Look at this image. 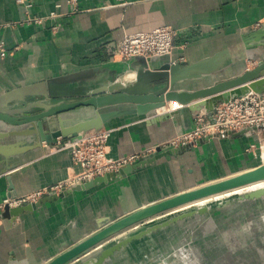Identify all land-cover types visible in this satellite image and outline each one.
<instances>
[{"label": "crops", "instance_id": "1", "mask_svg": "<svg viewBox=\"0 0 264 264\" xmlns=\"http://www.w3.org/2000/svg\"><path fill=\"white\" fill-rule=\"evenodd\" d=\"M29 1L32 7L26 9L17 0H0V46L5 50L0 56V98L81 71L102 68L107 70L103 76L109 77L127 70L129 63L115 57L124 37L163 27L176 31L175 49L171 57L154 59L155 68L167 62L194 64L229 49L236 74L255 68L264 54V0H77L80 11L74 14L69 0ZM53 12L58 17L49 18ZM35 18L45 20L39 25L31 21ZM134 79L135 74L125 78ZM52 88L65 94L83 90L77 85ZM174 111L175 115L155 122L129 116L103 128L110 132L106 144L112 160L159 146L169 153L166 157L21 217L10 220L0 215V264H49L137 210L255 167L256 146L264 130L163 147L195 123L193 112L176 103L173 110L165 108L157 116ZM64 144H43L13 159L11 167L0 156V203L9 198L11 183L13 193L22 197L72 178L79 168ZM164 235L169 234L161 232L155 241L134 245L118 256L116 264L140 263L155 252L154 243Z\"/></svg>", "mask_w": 264, "mask_h": 264}, {"label": "water", "instance_id": "2", "mask_svg": "<svg viewBox=\"0 0 264 264\" xmlns=\"http://www.w3.org/2000/svg\"><path fill=\"white\" fill-rule=\"evenodd\" d=\"M262 47L264 48V45ZM153 60L136 57L128 61L127 70L120 73L115 71L109 77L103 76L107 70L99 68L53 78L40 86L6 94L0 98V156L9 166L13 159L39 149L43 144L53 146L59 143L64 144L68 140L77 142L98 134L107 123L114 119L138 116L155 122L169 118L177 111L164 115L162 118L157 116L158 111L164 109L168 103H176L181 109L188 108L193 112L194 117L200 112L211 116L220 103L244 98L250 94L262 96L264 93V54L254 69H244L228 77L221 76L199 88H188L187 85L202 83L207 77L212 78L214 75L219 76L235 64L236 60H233L229 49L189 65L167 62L155 68ZM128 72L135 73L133 81L125 80ZM52 85H77L83 90L80 93L65 94L63 90H53ZM257 130H264V127L248 129L245 132ZM168 154L158 148L154 158L124 166L116 172L74 186L60 194L17 208L5 206L0 214L1 218L10 220L18 218L73 192L89 190L102 183L124 178L128 173L153 164ZM8 181L11 182V178L8 177ZM262 182H264L263 164L233 177L144 207L109 224L49 264H116L118 256L130 251L134 245L165 232L170 227L176 225L184 227L186 222L197 217L201 220L207 218L210 223H213V227L215 223L218 224L215 236L207 235L210 237L208 246L215 244V247H212L214 249L209 252L213 254L211 258L206 252L208 254L206 264H264L263 235L259 238L256 234H242L237 231L230 234L229 239L224 238L226 242L222 243V237L229 230L227 222L238 218L234 214L236 212L231 202L227 206L215 208L212 211L204 207L183 213L167 221L147 226L114 242L115 237L148 219L175 211L204 198L246 189ZM10 188L9 198H18L17 194L13 193L12 183ZM263 201L264 188L250 190L238 199L239 203H245L244 206H247L248 210L257 206L254 204ZM262 205L264 206V203L259 207ZM226 209L230 211L222 212ZM237 222L234 221L232 225L236 226ZM199 229L208 230L199 223L191 230L198 234ZM238 236H240L239 239ZM141 263L143 260L139 264Z\"/></svg>", "mask_w": 264, "mask_h": 264}, {"label": "built area", "instance_id": "3", "mask_svg": "<svg viewBox=\"0 0 264 264\" xmlns=\"http://www.w3.org/2000/svg\"><path fill=\"white\" fill-rule=\"evenodd\" d=\"M77 0H69L71 13L80 11ZM17 4L29 9L32 7L29 0H17ZM58 14L53 12L49 18H56ZM47 19V18H46ZM44 18L31 19L39 25ZM57 28H54L56 30ZM176 31L170 27L155 29L151 32H138L128 34L120 42L115 57L128 62L136 57L156 59L171 57L175 49ZM5 55L4 47L0 46V56ZM192 129L173 138L163 147L180 148L193 145L198 141L209 140L216 137H225L231 133L264 127V99L257 94L220 103L214 113L209 116L205 112L198 113ZM110 132L98 133L86 137L77 142L65 143L64 148L71 149L72 162L79 171L74 176L62 183L49 186L28 195L15 199L3 200L0 209L5 206L10 208L21 207L30 203H36L41 199L60 194L74 186L84 184L106 174L116 172L120 168L135 164L146 153L157 152V149L148 150L146 153L134 154L128 158L112 160L108 157L107 141ZM159 148L162 150L161 146Z\"/></svg>", "mask_w": 264, "mask_h": 264}, {"label": "rangeland", "instance_id": "4", "mask_svg": "<svg viewBox=\"0 0 264 264\" xmlns=\"http://www.w3.org/2000/svg\"><path fill=\"white\" fill-rule=\"evenodd\" d=\"M250 64L251 62L248 63V65ZM251 69H254V68H251ZM210 82L211 80L206 79L200 84L207 85ZM106 132L108 131L102 130L100 133H106ZM256 147H257L256 148L257 153L254 159V162L252 163V165H255V167L253 168H256L262 164L264 165V132L261 134L259 144ZM156 155H157V152H152L149 154L146 153L145 156L141 157V160L139 159L138 163L144 160L154 158ZM262 188H264V186ZM250 190H256V188L242 190L235 194L223 196L224 198L222 197L220 199L213 198L212 200L208 202L199 201L198 203L193 204L191 206L183 207L182 209H179V210H176L170 213H166L155 219H152L151 221L144 222L142 224H139L136 227L126 230L125 231L126 233L124 232L121 235L115 237L114 242L121 240L124 237L128 236L127 232L135 233L139 230L144 229L146 226L158 224V223L167 221L175 216L181 215L183 213L196 211L204 207H207L210 209V211H212L215 208H222L224 206H227L229 202L234 204L233 209L236 212L234 214L237 215L238 218H234L233 220L227 222L228 223L227 229L229 230H227V232H225L226 233L225 236L222 237V243L226 242L224 238L229 239L230 238L229 235L237 231L242 232V234H245V233L256 234L258 235L257 237L262 238V235L264 237V234H262V232L264 233V206L263 205L261 207L259 206L262 203H264V201L254 204L257 206H255V208H251L250 210L247 209V206H244L245 203L238 202V199ZM2 202L0 203V205H2ZM228 209L222 210V212H226V211L229 212L230 210ZM3 210L4 209H0V211H3ZM234 221H238L236 226L232 225ZM198 223L200 224V226H204L208 230L206 231L204 229L201 231L199 229L198 234L197 232L192 231L191 229H193L195 225H197ZM217 227H218V224L215 223L213 227V223H210L207 218L204 220H201V219H198V217L195 219H192L189 222H186L184 227L178 226V225L170 227L169 229L165 230V233L169 235L162 236L158 241L154 243L155 252L146 256V258L143 259V263L141 264H206L207 258H208V254L206 252L208 253L211 252L212 251L211 249H214L212 247H215V244L211 245L210 247L208 246V241L210 238L208 236L209 234H214L215 236V231ZM203 231H205V233H203ZM155 237L153 236L151 238V241H155L153 240ZM239 238L240 236H238V239ZM212 255H213L212 253H209V258H211Z\"/></svg>", "mask_w": 264, "mask_h": 264}, {"label": "bare ground", "instance_id": "5", "mask_svg": "<svg viewBox=\"0 0 264 264\" xmlns=\"http://www.w3.org/2000/svg\"><path fill=\"white\" fill-rule=\"evenodd\" d=\"M237 52H239V51H237ZM235 64H236V62H235ZM235 64H233L232 65V67L231 68H228L227 69V71H225V73H221L219 76H217V75H214V76H212V78L211 77H207L206 79L207 80H211V81H213V80H217V79H219V77H228V76H232V74H234V70L235 69H233V66L235 65ZM131 74H135L134 72H128V74L125 76V78L126 77H128L129 75H131ZM205 79V80H206ZM204 80V81H205ZM133 81V80H132ZM199 83V82H198ZM195 84H197V82L195 83ZM165 108H168V110L169 111H171V110H173L174 108H175V103H170L169 105H167ZM165 108L164 109H162V110H160V111H158V113H164L165 112ZM70 151H72L71 149H69ZM227 179V178H226ZM215 183V182H214ZM212 184V183H211ZM264 186V182H262V183H259V184H255V185H253V186H251V187H248V188H246V189H250V188H256V189H260V188H262ZM246 189H241V190H236V191H231V192H226V193H223V194H220V195H215V196H211V197H208V198H204V199H202V200H199V201H202V202H208V201H210V200H212L213 198H215V199H220V198H222L223 196H227V195H231V194H235V193H237V192H240V191H242V190H246ZM224 198V197H223ZM199 201H197V202H194L193 204H196V203H198ZM193 204H191V205H193ZM190 204L189 205H187V206H191ZM187 206H184V207H187ZM183 207H181V208H179V209H182ZM179 209H176V210H179ZM175 210V211H176ZM173 212V211H172ZM170 213V212H169ZM159 216H161V215H159ZM159 216H156V217H154V218H151V219H148L146 222H148V221H151L152 219H155V218H157V217H159ZM151 239V238H150Z\"/></svg>", "mask_w": 264, "mask_h": 264}]
</instances>
